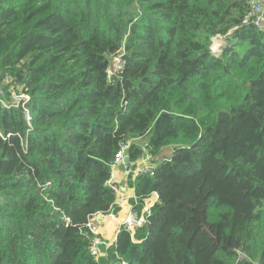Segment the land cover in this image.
I'll return each instance as SVG.
<instances>
[{"label":"trees","instance_id":"16d2710c","mask_svg":"<svg viewBox=\"0 0 264 264\" xmlns=\"http://www.w3.org/2000/svg\"><path fill=\"white\" fill-rule=\"evenodd\" d=\"M257 1L0 0V100L28 98L0 103V264H264ZM128 142L129 168L161 158L137 210L158 201L97 262L86 223L117 211Z\"/></svg>","mask_w":264,"mask_h":264},{"label":"crops","instance_id":"0c3cea01","mask_svg":"<svg viewBox=\"0 0 264 264\" xmlns=\"http://www.w3.org/2000/svg\"><path fill=\"white\" fill-rule=\"evenodd\" d=\"M225 39V37L219 36L213 39L212 46L214 45L215 51H218L220 45L225 43ZM144 141L142 143L140 142L141 147H145L146 144ZM168 149V153H171L172 150L170 148ZM154 161L155 157H149L145 149V153L141 155L140 159L134 162L133 166L142 167L146 164L152 165ZM120 166L121 165H118L114 168L112 167V175L110 180L111 184H114L121 190L120 194L115 195L114 205L117 208V211H112V213L109 211L110 213L106 214L107 217H102L101 214H99L95 216L93 220H91L95 226V230L92 234L95 238L99 239L101 242H104L107 248L115 243L119 229L122 227L124 220L129 214L135 211L140 212L146 208H151L158 201L157 194L152 193L145 201H143V205L140 206V209L137 210V206L135 205V199L137 197L135 185H133L134 180L133 178L128 177L127 170L122 171ZM111 215H114V217H111Z\"/></svg>","mask_w":264,"mask_h":264},{"label":"built area","instance_id":"2783aa9c","mask_svg":"<svg viewBox=\"0 0 264 264\" xmlns=\"http://www.w3.org/2000/svg\"><path fill=\"white\" fill-rule=\"evenodd\" d=\"M251 14L254 16V20H253L252 24L254 26L258 27L261 24V18L264 15V0H259L256 3L252 4ZM243 23L247 24L248 23L247 19H245ZM121 57H122L121 54H117L114 57L113 65H112L113 68L111 71L108 72V77L114 76L118 71L121 70V68H122ZM21 97L22 96H17L13 93L12 94V103L10 105L4 103L1 100H0V103L2 104L3 107H6V108L13 107V106H15L16 99H21ZM26 100H28L27 97H26ZM0 136H1V132H0ZM128 146H129V142L121 144L120 148L118 149V151L114 155L113 164H112L113 168L118 166V165H122V161H123V158L126 156V150H127ZM126 170H127V175L134 178V179L137 177H142V176H150V177L154 176V169L149 164H146L142 167L133 166V167L129 168V166H128V167H126ZM110 188L115 193V195L116 194L118 195L121 193L120 188L115 186L114 184H110ZM138 200H139V198L137 197L135 199V205L136 206H138ZM108 213H110V212H108ZM111 213H112V211H111ZM101 216L107 217L106 214H101ZM149 216H150V208H146L140 212L135 211V212H133L127 216V218L124 220V222L122 224V227L126 231L133 233L137 228H141L142 226H144L147 223ZM111 217H114V215H111ZM93 218H91L86 223V227L91 231V233H93V231L95 230V226L91 222V220H93ZM100 243H104V242H101L99 239L93 237L91 247L89 250L90 255L97 262H98L99 256L101 255V253L97 249V245ZM120 264H126V262L121 260Z\"/></svg>","mask_w":264,"mask_h":264},{"label":"water","instance_id":"95a60500","mask_svg":"<svg viewBox=\"0 0 264 264\" xmlns=\"http://www.w3.org/2000/svg\"><path fill=\"white\" fill-rule=\"evenodd\" d=\"M112 65V63H111ZM130 164V158L128 155H126L124 158H123V161H122V165L120 166L121 167V170L122 171H125L126 170V167H128V165ZM97 249L98 251L101 253V254H106L107 252V246L105 243H100L97 245Z\"/></svg>","mask_w":264,"mask_h":264},{"label":"rangeland","instance_id":"374dc122","mask_svg":"<svg viewBox=\"0 0 264 264\" xmlns=\"http://www.w3.org/2000/svg\"><path fill=\"white\" fill-rule=\"evenodd\" d=\"M225 46V43H222V45H220V48L218 49V51L216 52V54L217 53H219V51L221 52V50H222V48ZM19 100H26V96H22L21 97V99H16V102H18ZM144 141V139H140V140H138L137 142L138 143H142ZM145 142V141H144ZM167 150H169V149H167ZM167 150H165V153H167L168 151ZM170 153V152H169ZM161 160V158L159 157V156H156L155 157V161L152 163V165L153 166H156V163H158L159 161ZM157 166H158V164H157ZM156 166V167H157Z\"/></svg>","mask_w":264,"mask_h":264},{"label":"clouds","instance_id":"9594fccd","mask_svg":"<svg viewBox=\"0 0 264 264\" xmlns=\"http://www.w3.org/2000/svg\"><path fill=\"white\" fill-rule=\"evenodd\" d=\"M211 50H212V52H215V53L217 52V51L214 50V45L211 47ZM115 56H116V55H115ZM115 56H114V57H115ZM113 59H114V58H113ZM112 68H113V67H112ZM112 68H111L109 71H111ZM109 71H108V72H109ZM157 199H158V197H157ZM154 205H155V204H154Z\"/></svg>","mask_w":264,"mask_h":264}]
</instances>
